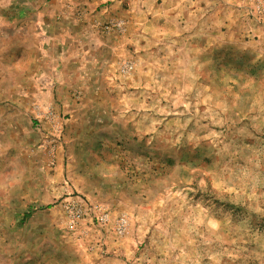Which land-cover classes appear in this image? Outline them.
<instances>
[{
  "label": "rangeland",
  "instance_id": "1",
  "mask_svg": "<svg viewBox=\"0 0 264 264\" xmlns=\"http://www.w3.org/2000/svg\"><path fill=\"white\" fill-rule=\"evenodd\" d=\"M0 264H264V0H0Z\"/></svg>",
  "mask_w": 264,
  "mask_h": 264
}]
</instances>
